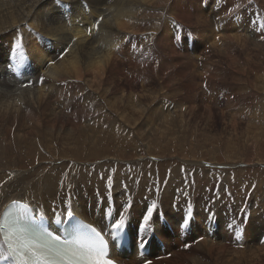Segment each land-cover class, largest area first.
I'll return each mask as SVG.
<instances>
[{"label":"bare ground","instance_id":"obj_1","mask_svg":"<svg viewBox=\"0 0 264 264\" xmlns=\"http://www.w3.org/2000/svg\"><path fill=\"white\" fill-rule=\"evenodd\" d=\"M59 1L60 4L56 0H0V83L13 89L11 93L0 89V100L3 101L0 105V123L7 126L12 133L17 129L23 130L25 126L31 127V133L35 130L49 133V130L61 132L67 129L71 135L74 134L71 140L80 145V149L86 145H99L86 156L81 155L79 149L76 154L78 157L101 158L105 152L101 153L99 150L106 145L105 139L100 136L101 130L104 127L116 130L121 123L117 125L114 118L110 117L106 120L107 117L100 115L99 109L115 110L118 113L121 109V112L125 111L126 108L123 107L132 103L129 100L132 95L127 96L112 87L111 79L115 65L124 64L125 61L129 66H138L137 59L144 56V53L142 60L148 63L146 49L152 40L157 48H167L171 53V63L179 64L180 60L190 55L181 54L175 48L171 32L175 27L174 23L178 22L182 30L183 26L194 24H211L213 27L215 22H208L204 17L201 20L198 11L193 13L189 0ZM228 1L232 5L233 2ZM259 1L264 7V0ZM168 3L170 5L167 9ZM58 5L61 6L60 13L72 19L68 25L56 12ZM171 7L172 12L169 11ZM170 15L173 18H170ZM165 26H168V34L171 32V37L168 34L163 35ZM27 28L40 34L36 36L37 44L27 36L28 31L25 34L27 42H19V39H16L13 43L4 38L12 35L17 29L25 32ZM150 28L153 30L147 31ZM145 31L149 33L147 39L135 45L137 38L132 36L142 37L141 34ZM210 34L212 38L219 37V40L223 38L221 35L232 39L236 37L232 36L234 32L230 30L218 36L214 27ZM247 36L252 35L247 34L244 38ZM18 46L39 56L34 60L36 68L30 63L27 64V61L22 67L13 63ZM204 49L203 47L202 50ZM19 70L23 72L24 79L19 82V74L15 76V83L11 81L10 75L18 73ZM40 78H43L44 82H41ZM115 89L120 97H115ZM189 96L190 94L185 95L186 98ZM26 98L31 101L30 107L17 114L15 106ZM33 101L37 102V107H33ZM120 103H123L121 109ZM193 109L194 107L190 113H194ZM206 109L209 113L212 112L210 105H207ZM92 138H96V142L88 143ZM106 141L122 143L117 138ZM8 152L9 150L0 146L2 168L13 163L9 164V160L5 162L2 157L7 156ZM77 166L78 162L41 173L38 184L25 176L9 183H0V217L9 203L20 201L29 205L37 217L46 218L54 232L61 233L59 226L67 219V213L62 212L68 207L74 216L85 220L109 238L115 230L128 231L132 253H125L122 258L115 256V260L120 264L129 261L145 264L146 260L149 264H264V245L257 242L255 230L251 229V226L264 229V180L259 188L245 189L252 192V198H248L250 193L241 198L236 193L234 196L232 192L239 188L237 185L236 188L235 185H230L227 190L221 189L220 192L225 197H213L218 207L214 203L207 206L200 204L203 200L201 194L208 197L212 193L210 190L204 191L199 186L200 183L182 182L183 185L179 184L181 188H178L182 191L180 193L183 196L192 195L198 204L187 202L178 205L179 197L175 193L177 189L173 188L171 191L173 186L178 187V183L173 181L177 177L176 169L172 172L173 177L159 184L163 187L155 188L156 180L152 174L150 178L143 175L144 167L139 171L133 169L131 172H124L119 169L107 170L108 166H105L101 174L115 181L112 189L117 193L123 190V199L117 201L107 187L95 185L89 178H83L84 173L79 170L82 167ZM99 170L101 169L96 171L97 174ZM184 170V175L190 171L189 177H194V171L185 167ZM52 172H56V175ZM119 172H123L122 176L127 178V186L121 187ZM179 175L181 177V174ZM71 182L72 186L69 185ZM188 184L195 188L189 187L191 190L188 191ZM232 199L235 200L236 207L231 204ZM221 202L223 205L219 207ZM197 207L202 209L198 210ZM219 208L223 209L225 215ZM149 212L152 215H148ZM225 222L227 227L224 229ZM244 225L248 227L243 229ZM141 236L148 239L143 249L139 244ZM185 237H188L190 242L186 241ZM187 243L192 244V247L188 248ZM234 243L238 245L234 246ZM167 254L171 255L170 259L165 258ZM156 260L162 261L154 263ZM0 264H14L2 237L1 228Z\"/></svg>","mask_w":264,"mask_h":264},{"label":"rangeland","instance_id":"obj_2","mask_svg":"<svg viewBox=\"0 0 264 264\" xmlns=\"http://www.w3.org/2000/svg\"><path fill=\"white\" fill-rule=\"evenodd\" d=\"M56 1L60 4L59 0ZM230 1L233 2L232 5L228 0H203V2L189 0V4L193 13L198 11L201 20L204 17L208 22H215L213 27L216 35L219 36L230 30L234 32L232 36H236L234 39L225 38L224 35H221L223 37L221 40L219 37L212 38L211 24L183 26L181 30L180 24L176 22L175 27L171 29L173 44L181 54L187 53L190 57L180 60L179 64L171 63V53L167 48L164 47L162 50L160 47L157 48L152 40L149 42L151 43L149 48L146 49V57H149L150 64L149 61L144 63L142 60L145 57L144 53V56L137 59L138 66H129L125 61L124 64L115 65L116 69L114 68L111 79L112 87L127 96L132 95L129 98L132 103L128 107L124 106L123 108L126 109L123 112H121L123 103H120L121 110L118 113L115 110L99 109L100 115L104 114L107 117L106 120L110 117L114 118L117 125L121 123L116 130L110 127L101 130L100 136L106 142V145L99 150L101 153L105 152L103 157H78L76 154L81 146L71 140L74 134L71 135L67 129L61 132L49 130V133L35 130L31 133L29 130L31 127L25 126L23 130L17 129L12 133L7 126L0 123V146L9 150L7 156L2 155V157L5 162L9 160V164L13 162L9 167L7 165L2 168L3 166L0 165V169L2 168L0 183H9L25 176L38 184L41 173L78 162V166L82 167L79 170L84 173L83 178H89L95 185L107 187L117 201L123 199V190L117 193L112 189L115 181H112L111 185L107 183L110 179L101 174L105 166H108L107 170L119 169L124 172H131L133 169L139 171L144 167L143 175L150 178L152 174L156 180L155 188L163 187L159 184L173 177L172 172L176 169L177 177L173 181L178 183V187L173 186L171 191L177 189L175 193L179 197L178 205L187 202L198 204L191 193H188L191 196H183L180 193L182 191L178 188H181L179 184L182 182H198L204 191L212 192L208 197L201 194L203 200L200 204L205 206L213 203L217 206L214 198L217 195L225 197L220 191L223 188L227 190L230 185L239 187L236 188V192H232L229 188L233 195L236 193L241 198L250 193L248 198H252V192L245 189L259 188L264 184V7L259 0ZM169 5L170 3L166 5L167 9ZM172 8L169 9L170 12ZM60 11L61 6L58 5L56 12L68 25L72 19ZM170 18L173 17L170 15ZM152 30L150 28L147 31ZM27 31V36L37 44L36 36L40 34L30 28L25 32L17 29L12 35L4 38L13 43L16 39H19V42H27L25 39ZM168 32V26H165L163 35ZM171 32L168 34L170 37ZM148 34L145 31L141 34L142 37L132 36L137 38L135 45L147 39ZM247 34L252 36L244 38ZM22 58L24 59L20 61ZM37 58H39L37 54L18 46L13 63H18L22 67L27 61V64L30 63L36 68L34 60ZM19 74H21L19 78L21 82L24 75L20 70L10 75L11 81L16 83L15 76ZM40 81L44 82V79L40 78ZM0 89L9 93L13 90L2 82ZM116 89L115 97H120ZM188 94L190 96L186 98L185 95ZM7 102L13 106L10 101ZM2 104L3 101L0 100V105ZM30 105V99L26 98L15 106V112L20 114ZM207 105H210L211 113L206 109ZM37 106V102L33 101V107ZM192 107L194 113H190ZM186 110L188 111L185 113ZM88 119L89 117L85 121ZM127 121L131 123L128 124ZM112 138H117L122 143L106 141ZM94 142L96 138L88 140V143ZM98 146L86 145L80 149V154L86 156ZM184 167L194 171L195 178L189 177L190 171L184 175ZM98 169L101 170L97 174ZM52 173L56 175V172ZM119 173L122 180L121 187L127 186V178L122 176L123 172ZM72 184L73 182L69 183L70 186ZM189 187L195 188L188 184V191L191 190ZM231 201L235 206V200ZM226 203L230 202L226 201ZM85 204L81 203V205ZM221 205L222 202L219 207ZM197 208L202 209V207ZM68 210L69 208L66 207L62 213H67ZM219 211L225 215L223 209L219 208ZM226 227L225 222L224 229ZM247 227L248 225H244L243 229ZM251 229L255 230L257 242L264 245L263 227L251 226ZM185 239L190 242L188 237ZM233 245L237 246L238 243ZM187 247H192V244L187 243ZM169 257L170 254L165 255V258L170 259ZM159 261L162 260H156L154 263ZM125 264L135 263L129 261Z\"/></svg>","mask_w":264,"mask_h":264},{"label":"snow or ice","instance_id":"obj_3","mask_svg":"<svg viewBox=\"0 0 264 264\" xmlns=\"http://www.w3.org/2000/svg\"><path fill=\"white\" fill-rule=\"evenodd\" d=\"M203 2V0H202ZM109 185H111L112 181L109 180ZM148 215H152L151 212ZM73 216V212L71 209L67 211V218H71ZM78 232H82L86 237L89 245V252H95L97 254H105V242L101 237L100 233L96 231L95 228L89 226H83ZM34 240L36 241L34 244L27 245V251L32 252L33 256H36V252L43 254L44 258L36 257L34 264H54L57 259H61L63 256L67 255V249L70 246V242L64 240L61 242L60 236H52L50 233L44 230H40L34 233ZM148 243V239L146 237L140 238V248ZM35 249V251L33 250ZM90 264H115V261L111 259H107L104 261H95L90 262ZM145 264H149L146 260Z\"/></svg>","mask_w":264,"mask_h":264}]
</instances>
